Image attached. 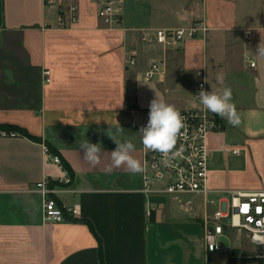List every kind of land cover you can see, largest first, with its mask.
<instances>
[{
  "label": "crops",
  "instance_id": "0c3cea01",
  "mask_svg": "<svg viewBox=\"0 0 264 264\" xmlns=\"http://www.w3.org/2000/svg\"><path fill=\"white\" fill-rule=\"evenodd\" d=\"M104 1L57 0L48 7L43 0H1L0 124L38 139L0 128V264H264L240 231L225 230L218 250L208 251L203 241V216L219 195L264 191V56L258 53L264 0H122L112 25L98 16ZM69 5L77 20L62 26L57 14ZM200 20L195 36L173 46L142 36ZM153 60L159 69L147 79ZM199 81L207 90L230 88L240 117L233 126L213 113L219 126L206 138L210 192H145L141 171L112 165L116 143L108 134L121 128L118 139L133 141L132 155L142 164V110L153 99L178 111L192 107ZM85 139L102 148L96 164L80 151ZM43 144L68 165L71 182L57 186L54 196L77 207V221L43 217L34 184L62 174L43 161Z\"/></svg>",
  "mask_w": 264,
  "mask_h": 264
},
{
  "label": "built area",
  "instance_id": "2783aa9c",
  "mask_svg": "<svg viewBox=\"0 0 264 264\" xmlns=\"http://www.w3.org/2000/svg\"><path fill=\"white\" fill-rule=\"evenodd\" d=\"M57 0H43L44 6L53 7ZM122 0H105L98 9V16L107 24H116L120 20ZM66 16V17H65ZM67 18V21H66ZM57 20L62 26L72 25L76 22V7L69 5L67 9L58 12ZM203 28L202 21H195L188 27H169L145 30L143 38L149 43L161 44L164 47L175 45L185 37H192ZM135 52L128 60L134 63ZM251 66L255 62L250 61ZM159 69V62L153 60L145 71V77L151 78ZM45 80H48L49 70L44 69ZM201 86L207 90L204 81H199L195 88V104L185 110L179 111L185 118V127L182 135L178 137L173 154L162 155L158 151L146 150L142 144V178L145 192L158 193H189L208 195L207 161L209 149L206 145L208 133L219 126L215 116L208 111L199 101L197 95ZM149 108L141 112L140 128L147 123ZM238 153L239 148L230 149ZM43 161L56 164L61 169V176H43L34 186L42 196L43 217L49 221H64V214L77 218L76 206H63L54 196L57 186H64L71 182L70 172L63 166L58 153L51 152L47 144L42 146ZM214 200H206L213 204ZM225 230L242 232L248 242L258 247V254L264 256V242L254 238L264 239V191L233 190L225 197L219 195L217 206L203 216V241L208 251L221 248L219 237Z\"/></svg>",
  "mask_w": 264,
  "mask_h": 264
},
{
  "label": "clouds",
  "instance_id": "9594fccd",
  "mask_svg": "<svg viewBox=\"0 0 264 264\" xmlns=\"http://www.w3.org/2000/svg\"><path fill=\"white\" fill-rule=\"evenodd\" d=\"M258 53L264 56V48H260ZM224 76H217L218 81H223ZM200 103L210 112L219 115L227 120L233 126L240 123V117L237 113L234 103L232 102V90L224 87L222 90H205L203 86L199 93ZM148 120L138 132L141 133V142L146 150L158 151L162 155L168 156L173 154V149L177 139L182 135V130L185 127L186 118L171 104L164 101L153 99L149 106ZM121 128H118L115 133L108 134L116 143L115 149L111 151L112 165L120 167L126 165L127 169L136 173L142 170L141 162L132 155L135 147L131 139L121 141L118 136ZM80 151L84 158L92 164L99 161L102 148L98 143H92L85 139L80 144ZM111 166L108 171H111ZM264 242V239L254 238L253 242Z\"/></svg>",
  "mask_w": 264,
  "mask_h": 264
},
{
  "label": "trees",
  "instance_id": "16d2710c",
  "mask_svg": "<svg viewBox=\"0 0 264 264\" xmlns=\"http://www.w3.org/2000/svg\"><path fill=\"white\" fill-rule=\"evenodd\" d=\"M0 5H1V0H0ZM216 119H217V121H218V118H217V117H216ZM0 128H2V129H7V130H8V129H12V130H15V131H17V132H19V133H21V134H23V135H25V136L31 138V139H38L36 136H34V135L28 133L25 129H23V128L19 127V126H16V125H10V124H9V125H5V124H0ZM48 146H49L51 152H53V153H57V151H56V149H55L54 147H52L51 145H48ZM62 164H63V166H64L65 168H68L67 163L64 162L63 160H62ZM70 174H71V173H70ZM64 216H65V220H66V221H77V220H79V218H73V217H71V216L68 215V214H64Z\"/></svg>",
  "mask_w": 264,
  "mask_h": 264
},
{
  "label": "rangeland",
  "instance_id": "374dc122",
  "mask_svg": "<svg viewBox=\"0 0 264 264\" xmlns=\"http://www.w3.org/2000/svg\"><path fill=\"white\" fill-rule=\"evenodd\" d=\"M217 205H216V202L213 204V207H216ZM220 239H222V240H224L225 242H226V240H225V238L224 237H220ZM242 241L244 242V243H246V244H248V242H247V238H246V236L244 235V234H242ZM224 242V243H225ZM250 245V244H249ZM253 249H255L256 251H259L260 249L258 248V247H256V246H253V245H250Z\"/></svg>",
  "mask_w": 264,
  "mask_h": 264
}]
</instances>
